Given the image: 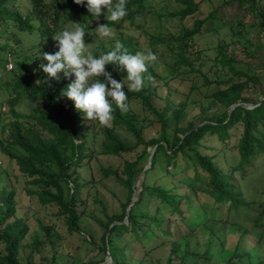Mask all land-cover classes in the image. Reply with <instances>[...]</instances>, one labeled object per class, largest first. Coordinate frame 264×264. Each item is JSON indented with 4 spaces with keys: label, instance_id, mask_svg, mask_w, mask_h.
I'll return each mask as SVG.
<instances>
[{
    "label": "rangeland",
    "instance_id": "1",
    "mask_svg": "<svg viewBox=\"0 0 264 264\" xmlns=\"http://www.w3.org/2000/svg\"><path fill=\"white\" fill-rule=\"evenodd\" d=\"M149 3V13L135 18L133 22L124 18L119 22L110 23L109 27H112L115 33L111 38H101L95 31L98 25L110 22L107 21L106 10L98 19L92 16L89 19L90 30L86 32L84 38L85 43L88 44V50L97 57L104 54V51L109 47L115 48L118 34L123 32L124 36L134 38L138 47L137 53L146 54L151 48L149 42L152 36H160L163 39L171 35L178 36L183 28L191 26L196 17L198 19L205 18L209 12L213 11L215 12L213 17L207 16L201 33L193 37L192 47L187 48L186 52H190L193 59L196 50L199 51L198 59H195L194 64L202 63L201 69H207L209 61L215 53V46L219 42L229 41L227 48L232 52L238 65L245 66L246 69L253 70L255 73L264 72V23H260L259 16L255 17L253 12L245 7L246 4L240 5L236 0H203L200 1L197 12L179 19L178 17L169 18L162 14L172 11V9L176 10L178 8L176 5L168 3L166 0H150ZM263 3L264 0H258V8H262ZM29 4V0H5L4 7L8 10L15 9L23 14L28 10ZM236 21L248 28L247 38L250 43L245 45L252 52H244L245 49L242 50L235 37L231 42L232 35L228 27L234 26ZM30 24V31L15 28L9 21L7 26L1 24L0 27L7 28L0 32V42L8 40L10 44L12 41L18 40L17 45L13 47L14 56L16 58L25 56L28 58V62L35 61L38 72L43 74L44 72L39 67L41 63H47L42 60L43 54H54L59 50L56 46L57 42L52 39L56 33L40 36L36 28L37 22L31 20ZM72 27L73 22L67 21L62 30ZM239 42L241 41L239 40ZM153 48L157 60L148 64L147 67H151L155 74L167 77V66L171 62L170 57L172 52H176V48L174 45L170 46L163 42L154 45ZM170 49L172 50L170 51ZM2 55L0 52V60ZM10 56V64L13 65L14 57ZM4 67L6 68V66ZM184 70L183 67L178 68L176 76L169 78L166 85L162 81L154 79L155 93L148 95L155 109L161 110L164 106H168L165 116L168 118L170 129L179 122L183 124L186 121L197 122L214 119L224 111L221 105L205 95L207 90L202 86L201 76L196 72ZM243 78L242 76L240 79ZM8 79L9 77L7 78L6 75L0 74V113H4L6 109L2 102L8 95L3 84ZM100 79L104 80L103 77ZM117 81H122L125 89L128 90L129 82L126 78ZM263 91V77L248 83V86L242 91V96L247 98L246 108H251L253 100L259 99ZM180 101L185 102V107L180 117L174 121L170 116V111L177 108ZM127 103L128 111L135 116L136 126L142 131L143 139L147 140L156 136L158 122L154 115L144 107L142 100L129 96ZM34 106L36 105L28 102L25 98H21L15 105V109L22 115V120L27 121L28 125L30 121L26 120V116H28L26 113L30 112ZM74 111L77 112L73 104L70 112ZM7 117L10 119V116ZM76 125L81 131L76 142L83 141L84 157L78 162L73 173L70 170L71 180L67 181V187L70 188L69 192L73 190V208L78 215L77 231L69 230L66 227L65 217L59 213V208L55 203L42 205L36 195L28 192L29 190H39V186L28 183L29 179L18 170L14 161L0 152V190L12 191V198L15 202L14 215L10 220L14 217H22L25 218L28 226L27 234L20 241L18 258L21 264L28 262L29 264H52L53 262L60 264L63 260L62 257L76 260L75 264L97 260L102 255L101 236L105 230L106 217L119 213L122 203L125 201L126 187L119 183L113 174L106 173L104 175L103 171L116 170L117 175L123 177L121 171L123 162L133 160L140 152L141 145L136 143L133 135L122 125H113L110 122L107 126H101L98 121H87L82 113L76 118ZM4 126L6 127V123ZM105 127L111 128L125 150H121L117 154L102 153L100 143L103 140L102 129ZM234 129L230 131V138L226 142H221L215 135L205 134L198 149L201 153L212 154L216 166L221 171L227 173L234 170L232 177L237 182L240 199L246 204H240L237 209L227 210L230 200L216 203L214 196L203 191V188H207L206 176L199 168L196 169V173H193L190 167L182 170L183 165L178 166L175 169L177 172L174 177L180 178L186 175L185 178H181L182 182L174 180L171 183L167 178H156L154 173H150L148 179L153 184L166 181V187L175 188L176 192L191 196L193 207L181 206L184 216L188 218L187 223L195 214L204 221L198 225V228L196 227L198 230H194L193 239L192 235L188 238L181 234L183 229H187L186 220L180 219L178 216H168L170 234L175 238H182L180 249L186 248L187 253L182 255L177 251V253L168 256L170 253L169 243L160 244L152 249L153 245L159 243L157 237L142 242V247L133 240L124 247L127 264H226L227 256L234 250L240 253L247 252L246 256L249 257L247 261L252 263L258 258H264V152L258 153L252 160L250 158L249 161L240 163L234 143L240 135L241 127L236 126ZM151 149L146 148L149 152ZM140 164L147 166V159L142 160ZM141 180L137 185L139 190ZM75 183L78 188H72V184ZM189 184L194 187L195 197L190 193ZM62 189L65 192L63 184ZM139 206L142 212L146 210L149 213H152L155 206H158L160 207L158 211L160 216L168 214L165 204L147 192L143 195ZM195 219L198 222V219ZM123 222L126 221L123 220ZM130 238L131 236L128 234H122L115 237L114 242L121 244L124 241H129ZM34 241L36 242L35 246L32 244ZM3 253V244L0 243V255ZM167 259H170L168 263ZM102 262L110 264L111 260L109 261L105 255Z\"/></svg>",
    "mask_w": 264,
    "mask_h": 264
},
{
    "label": "trees",
    "instance_id": "2",
    "mask_svg": "<svg viewBox=\"0 0 264 264\" xmlns=\"http://www.w3.org/2000/svg\"><path fill=\"white\" fill-rule=\"evenodd\" d=\"M166 1L178 8L162 14L169 18L183 19L197 12L199 3L203 0ZM236 1L240 5L246 4L245 7L250 9L255 17L259 16L260 23H264V6L258 8V0ZM4 2L5 0H0V26L1 24L7 26L9 21L11 26H15V28L30 31V21L35 20L37 31L43 37L62 31L63 25L67 21L80 23L85 32L90 30L89 19L92 15L87 11L86 3L81 6L76 5L74 0H29L28 10L21 14L15 9H6ZM149 2L150 0H127V15L124 18L133 22L135 18L149 13ZM214 13L213 11L209 12L207 16L213 17ZM207 16L201 19L196 17L191 26L183 28L178 36L171 35L166 39L160 36H152L149 42L151 48L149 49L153 53L155 52L153 46L161 42L170 46L174 45L176 48V52H172L171 62L167 66L168 76L155 74L151 67H148V71L143 74L145 87L140 92L125 89L128 97L134 96L141 99L144 107L154 115L158 122L156 136L144 140L141 129L136 126L133 113L128 110L121 111L113 103L112 124L124 126L133 135L136 143L141 145V150L133 160L123 162L121 168L123 177L118 176L116 170L103 171L104 175L106 173L113 174L115 179L126 187L125 201L122 203L119 213L106 217L105 230L101 236L100 250L102 255L97 260H89L79 264H98L103 261L106 252L109 254L110 264H127L125 245L134 240L142 247V242L151 240L153 237H157L159 243L153 245L152 249L160 244L169 243L170 253L168 256L177 253V251L182 255L187 253L186 248L180 249L182 238H175L170 234L167 217L173 215L186 220V224L189 226L187 225V229H183L181 234L187 237L192 235L193 239L194 230H198V225L203 223L204 219L201 220L195 214L187 223L188 218L184 216L181 206L193 207L191 196L186 193H178L175 188L166 187V181L153 184L148 179L150 173H154L156 178H167L171 183L174 180L175 182H182L181 178H185L186 175L180 178L174 177L177 172L175 169L178 166L182 164V170L190 167L193 173H196V169L199 168L206 176L207 188H203V191L214 196L216 203L230 200L227 210L237 209L240 204H246L240 199L237 182L232 177L234 170L227 173L221 171L214 162V156L201 153L198 145L205 134L215 135L221 142H226L230 138V131L239 126L241 127L240 135L234 146L240 163L247 162L250 158L252 160L258 153L264 152V91L260 96L262 99L253 100L252 104L254 105L251 108L236 105L227 113V108L231 104L247 102V98L242 96L243 89L248 86V83L254 82L260 77L264 78V72L255 73L253 70L246 69L245 66L238 65L232 52L227 48L229 41L219 42L215 46V53L209 61L207 69H201L202 63L197 62L195 65L199 51L196 50L197 52L194 53V59L191 58V53L186 51L188 47H192L193 37L201 33ZM107 23L108 25L112 24V22ZM6 28L0 27V32ZM228 29L232 35L231 42L234 41L233 38L235 37L242 50L245 49L244 52H252L245 45L250 43L247 38L248 28L236 21V24L229 26ZM117 40L124 45L130 54L135 55L137 53V44L131 36L126 37L121 32L118 34ZM17 42L18 40L12 41L10 44L8 40L0 42V52L3 54L0 60V74L9 77L3 84L8 96L2 102L6 106L5 112L0 113V152L14 161L18 170L29 179L28 183L39 186V190H29L28 192L36 195L42 205L55 203L59 208V213L65 217L66 227L69 230L77 231L78 215L73 208V190L69 192L70 188L67 187V181L71 178V172H74L78 162L84 157V146L82 140L76 142L81 132L76 125V118L80 112H70L73 108V101L61 95L62 90L72 83L74 76L64 78L62 73L59 82L48 80L45 73L38 72L35 61L28 62V58L25 56L23 58L14 56L13 47L17 45ZM114 49V47H109L104 51V54ZM10 55L14 57L13 67L6 69L5 63H11ZM180 67L185 68L184 71H193L201 76L202 86L207 90L205 95L211 97L224 108L220 116L214 119H206V121L195 122L193 120L183 124L179 122L174 128H169V121L165 116L168 106H164L161 110L155 109L148 95L155 93L154 79L160 80L166 85L169 78L176 76L175 74ZM106 71L111 73L116 80L126 78V72L117 70L114 65H106ZM242 76L244 78L241 80ZM21 98H25L28 102L36 105L30 109V112L26 113L28 116L25 119L30 121L29 125L27 121L22 120V115L15 109V105ZM166 98L165 101L167 102ZM184 107L185 102L180 101L177 108L170 111V116L174 121L180 117ZM7 116H10V119ZM4 120L6 122H3ZM5 123L6 127L4 126ZM102 131L103 140L100 143L102 153L117 154L119 151L125 150L111 128L105 127ZM146 148H153L149 166L143 172L137 199L129 206L125 214V207L131 199L132 184L144 167L140 162L146 159L148 162L149 151ZM70 170L72 171L70 172ZM62 184L65 186V192H63ZM73 187L78 188L77 183L72 184ZM188 187H190L192 196L195 197L194 187L190 184ZM146 192L165 204L168 208L167 215L160 216L158 214L160 207L158 206H155L152 213L146 210L142 212L139 203ZM12 197V191L0 190V243L3 244L4 250V253L0 255V264H21L18 258L20 241L28 231L25 218L14 217L10 220L15 210V202ZM238 201L239 203H237ZM125 215L126 218H124ZM195 218L198 219V222ZM106 231L108 234L105 237ZM122 234L131 236L130 240L116 244L114 242L115 237ZM32 244L35 246L36 242L34 241ZM219 247L221 249V246ZM246 254L248 253L244 251L240 253L234 250L227 256L226 264H264V258H258L254 263L247 261L249 257ZM62 258L60 264H75L76 260L72 258ZM169 261L170 259H167V263ZM52 264L57 263L53 262Z\"/></svg>",
    "mask_w": 264,
    "mask_h": 264
},
{
    "label": "clouds",
    "instance_id": "3",
    "mask_svg": "<svg viewBox=\"0 0 264 264\" xmlns=\"http://www.w3.org/2000/svg\"><path fill=\"white\" fill-rule=\"evenodd\" d=\"M76 5L87 6V11L99 18L104 10L108 13L107 21L119 22L127 15V0H74ZM95 31L101 38L114 37V29L108 23L98 25ZM85 29L80 23H73L71 29L57 32L52 39L57 42L58 51L44 53L40 69L48 80H61L75 77L61 95L74 102L75 109L84 115L87 121H98L107 126L113 119V103L121 111L128 110V97L122 81H117L106 71V65H114L117 70L126 72L128 90L140 92L145 86L144 73L148 64L157 60L151 50L145 53L130 54L117 40L115 49L98 57L88 50L85 43ZM9 69L13 65L7 66ZM103 77L102 81L100 78ZM110 86V87H109Z\"/></svg>",
    "mask_w": 264,
    "mask_h": 264
},
{
    "label": "water",
    "instance_id": "4",
    "mask_svg": "<svg viewBox=\"0 0 264 264\" xmlns=\"http://www.w3.org/2000/svg\"><path fill=\"white\" fill-rule=\"evenodd\" d=\"M264 97V96H263ZM247 103H235V104H231L228 109H227V113L230 112L234 106L236 105H241V106H244V107H247L246 106ZM254 104H251V106H253ZM193 129H195V127H193ZM183 136V135H182ZM181 136V138H182ZM153 153V148L151 149V151L149 152V155H148V162H147V166H144L143 169L139 172L138 176L136 177V179L134 180L133 184H132V193H131V199L128 203V205L125 207V214H126V211L129 209V206L133 204L134 201H136L137 199V193L139 191V189H136V185L139 184V180L142 178V175H143V172L144 170L149 166V161H150V157ZM124 218H126V215L124 216ZM108 234V231H106V234H105V237L107 236ZM106 257L109 259L110 261V257H109V254L108 252H106ZM98 264H108L106 262H100Z\"/></svg>",
    "mask_w": 264,
    "mask_h": 264
},
{
    "label": "built area",
    "instance_id": "5",
    "mask_svg": "<svg viewBox=\"0 0 264 264\" xmlns=\"http://www.w3.org/2000/svg\"><path fill=\"white\" fill-rule=\"evenodd\" d=\"M8 65H9V62L5 63L6 68H8V67H7Z\"/></svg>",
    "mask_w": 264,
    "mask_h": 264
},
{
    "label": "bare ground",
    "instance_id": "6",
    "mask_svg": "<svg viewBox=\"0 0 264 264\" xmlns=\"http://www.w3.org/2000/svg\"><path fill=\"white\" fill-rule=\"evenodd\" d=\"M136 189H138V186L136 185Z\"/></svg>",
    "mask_w": 264,
    "mask_h": 264
}]
</instances>
